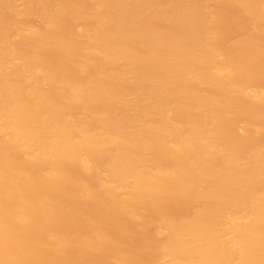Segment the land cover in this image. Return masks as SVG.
Instances as JSON below:
<instances>
[{
  "label": "bare ground",
  "instance_id": "1",
  "mask_svg": "<svg viewBox=\"0 0 264 264\" xmlns=\"http://www.w3.org/2000/svg\"><path fill=\"white\" fill-rule=\"evenodd\" d=\"M0 264H264V0H0Z\"/></svg>",
  "mask_w": 264,
  "mask_h": 264
},
{
  "label": "rangeland",
  "instance_id": "2",
  "mask_svg": "<svg viewBox=\"0 0 264 264\" xmlns=\"http://www.w3.org/2000/svg\"><path fill=\"white\" fill-rule=\"evenodd\" d=\"M19 6H21V3H19V1H18V2H16V8L19 9V8H20ZM34 21H35V22H34ZM37 22H38V21L33 20V21H30L29 24L32 25V26H36V25H38ZM33 23H34V24H33ZM259 88H260V87H253L252 90H255V89L258 90Z\"/></svg>",
  "mask_w": 264,
  "mask_h": 264
}]
</instances>
